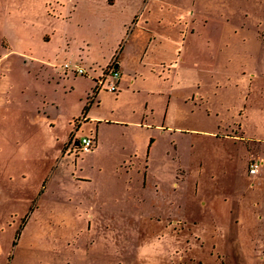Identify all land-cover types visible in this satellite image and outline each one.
Returning <instances> with one entry per match:
<instances>
[{
  "label": "rangeland",
  "instance_id": "obj_1",
  "mask_svg": "<svg viewBox=\"0 0 264 264\" xmlns=\"http://www.w3.org/2000/svg\"><path fill=\"white\" fill-rule=\"evenodd\" d=\"M38 2L0 0V107L58 106L31 129L0 121V264H264V0H195L180 50L200 58L156 67L165 96L146 112L139 79L120 96L86 62L77 75L69 63L71 81L22 64L45 48ZM90 85L116 119L98 131L82 119ZM144 115L152 125L131 123ZM90 133L99 146L77 150Z\"/></svg>",
  "mask_w": 264,
  "mask_h": 264
},
{
  "label": "crops",
  "instance_id": "obj_2",
  "mask_svg": "<svg viewBox=\"0 0 264 264\" xmlns=\"http://www.w3.org/2000/svg\"><path fill=\"white\" fill-rule=\"evenodd\" d=\"M36 1H39L37 10L39 16H43V20L47 21L50 28L47 31L43 30L40 35V41L45 48L33 50L30 56H26L28 58L24 59L22 64L28 63L29 67L37 69V73L44 71L45 76L49 79L68 81L70 77L67 76L66 68L69 66L65 68V63H70L73 67H81L85 62L91 64L94 67L92 72L94 75L91 74V77L95 81L97 79L98 84L99 80L103 84L114 80L110 73L111 69L116 70L120 75L125 72L128 74V78L117 77L113 82L115 90L118 87L120 96L123 95V92H134L133 85L139 79L140 86L137 85V88L146 91L151 100L144 102L146 112L154 110L151 107L154 98H156L155 102H158V98L165 96L162 86L157 82L162 79L157 75L155 68L164 70L167 66L173 67L178 73L183 59L200 58L194 53H191V56L184 55L180 50L183 38L188 33L196 31L193 17L196 15L193 12L195 0H188L184 5H180V0H133V3L131 0ZM130 24L131 26H129ZM6 28L8 29V26ZM53 40L55 44H52ZM50 41L51 43L48 45ZM44 43L46 44L44 45ZM170 43L171 49L163 50ZM129 59L133 60L139 69L134 72L132 67L128 69ZM1 60L3 59H0V78L3 75ZM27 73L30 74V70ZM144 73L147 75L144 76ZM100 75H103V80L99 79ZM150 80L156 81L154 90L150 88ZM92 88L93 86L90 85L89 90ZM93 90L96 95L82 119L83 121L96 122L98 131L100 123H110L116 119L100 114L102 104L100 96H97L99 91L97 92L96 87ZM155 93L156 96L153 95ZM37 100L31 102L25 99L12 115H8L11 111L9 106H1L0 121L2 124L15 125L17 129L31 119L33 123L26 125L31 129L34 123L42 119L46 118L45 122H50L57 117L56 102L48 100L46 96L39 102ZM163 105L169 106L168 96H166V102L164 101ZM107 106L104 104L105 110H107ZM146 119V115H144L141 120L131 121V123L140 128H147V125H152V120L147 122ZM89 135L93 136L91 133ZM97 135L93 136L96 141L94 148H97L101 142L100 137L97 139ZM23 136L25 135L23 134ZM82 136L87 135L82 134L80 137ZM256 161H259V171L254 175H258L257 180L259 181L263 162ZM261 205L264 213V202Z\"/></svg>",
  "mask_w": 264,
  "mask_h": 264
},
{
  "label": "built area",
  "instance_id": "obj_3",
  "mask_svg": "<svg viewBox=\"0 0 264 264\" xmlns=\"http://www.w3.org/2000/svg\"><path fill=\"white\" fill-rule=\"evenodd\" d=\"M69 64L68 63H65L64 64V67H68ZM74 69H75V72L76 73H80V74H83L85 71L82 67H77V66H74ZM111 73V76L114 80H112L110 82V84L107 86V90L109 91H114L115 90V85L113 84V82L115 81V79H117L118 77V72L114 69H111L110 71ZM100 84H103V82H101V80H99ZM80 148L82 151H89L93 146H94V138L92 136H82L80 137ZM259 171V161H252L249 166H248V172L249 174L253 175V174H256L257 172Z\"/></svg>",
  "mask_w": 264,
  "mask_h": 264
},
{
  "label": "flooded vegetation",
  "instance_id": "obj_4",
  "mask_svg": "<svg viewBox=\"0 0 264 264\" xmlns=\"http://www.w3.org/2000/svg\"><path fill=\"white\" fill-rule=\"evenodd\" d=\"M79 139L80 138H76L75 137L73 139V144H74V147H76L77 150L82 151L81 148H80V140ZM69 143H71V141Z\"/></svg>",
  "mask_w": 264,
  "mask_h": 264
},
{
  "label": "trees",
  "instance_id": "obj_5",
  "mask_svg": "<svg viewBox=\"0 0 264 264\" xmlns=\"http://www.w3.org/2000/svg\"><path fill=\"white\" fill-rule=\"evenodd\" d=\"M87 136H88V135H87ZM89 136H90V135H89ZM92 137H93V136H92ZM93 138H94V137H93ZM94 143H96L95 139H94ZM94 145H95V144H94ZM92 148H94V146H93ZM92 148H91V149H92Z\"/></svg>",
  "mask_w": 264,
  "mask_h": 264
}]
</instances>
